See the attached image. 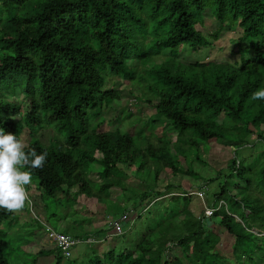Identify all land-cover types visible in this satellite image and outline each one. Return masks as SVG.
Wrapping results in <instances>:
<instances>
[{
	"label": "trees",
	"instance_id": "obj_1",
	"mask_svg": "<svg viewBox=\"0 0 264 264\" xmlns=\"http://www.w3.org/2000/svg\"><path fill=\"white\" fill-rule=\"evenodd\" d=\"M205 13L217 24L213 38L226 29L237 30L230 51L237 61L180 60L183 49L209 45L210 34L201 31ZM113 77L138 86L155 112L150 124L171 127L175 141L162 133L156 146L148 142L136 150L135 140L142 134L122 133L118 126L103 130L104 120L96 119L111 102L121 100L120 92L108 86ZM259 89H264V0H0V128L18 140L26 128L31 138L25 151L48 153L42 169H22L32 172L43 202L56 191L72 198L75 188L74 196L106 203L107 192L119 188L131 198L129 214L139 220L142 203L162 193L148 187L137 194L115 177L120 166L156 183L161 174L192 175L184 165L186 153L193 151L201 162L199 147L212 139L235 153L251 135L254 143L264 145V100L251 98ZM19 95L27 111L15 119L21 112ZM221 116L225 122L216 121ZM45 124H55L66 140L54 136L49 146L43 145L36 136ZM229 164L227 175L218 172L210 180L220 179L214 198L225 204L211 217L196 218L189 209L174 213L171 208L170 217H181L178 223L168 219L167 229L157 222L160 231L151 228L129 250L111 249L102 257L84 252V264H224L211 223L231 237L234 264L254 263V258L264 264V150L257 162L234 157ZM92 165L99 167L94 184L87 179ZM233 185L236 195L230 192ZM166 189L175 190L169 184ZM187 194L170 192L169 201L188 204ZM109 212L118 216L120 211ZM14 216L0 209V225ZM172 224L181 227L174 230ZM62 232L85 237L67 228ZM6 249L0 234V264H9ZM46 252L61 264L57 251L41 250L36 256ZM72 256L68 259L79 257Z\"/></svg>",
	"mask_w": 264,
	"mask_h": 264
},
{
	"label": "rangeland",
	"instance_id": "obj_2",
	"mask_svg": "<svg viewBox=\"0 0 264 264\" xmlns=\"http://www.w3.org/2000/svg\"><path fill=\"white\" fill-rule=\"evenodd\" d=\"M216 25L215 19L205 13L201 31L205 36L210 34L208 40L209 45L194 51L189 48L183 49L179 55L183 63H194L196 61L232 63L233 61H237V58L230 53L231 42L238 35L237 30L230 32L226 29V32L224 31L222 35L213 38L211 35L215 31ZM165 54H167V51ZM110 83L108 86L113 85V87L120 92L121 100L111 102L109 106L103 109L101 116L96 119L104 120L103 130L113 129L118 126L122 133H129L133 136L142 134L138 140H135L134 148L136 150L145 147L148 142L156 146L158 144V138L162 136V133H164L167 138H170L171 141H175L176 133L171 127L163 129L161 123L160 126L150 124L151 118L154 116L155 112L150 105L145 103L143 96H140L138 86L118 77L111 78ZM16 103L21 107L20 116L15 118L18 119L25 115L27 104L23 95H19ZM96 120L92 119L91 123H94ZM160 121L162 120L160 119ZM216 121L225 122L226 117L221 116ZM44 126L47 128H42L37 132L36 136V138L39 137L43 145L49 146L50 143H52L50 139L54 136L55 140H57L56 136H58L60 141L66 140V134L64 132H57L55 124H45ZM19 138L20 141L24 142L27 146L30 139L28 130L24 128ZM254 140L255 135L249 136L247 140L248 144L246 146L244 145L235 153L233 147L225 146L221 142L212 139L208 141L207 145H200L199 147L197 153L201 162L196 159L193 151L186 153L184 165L185 167H191L193 172L192 175L161 174L160 180L156 183L145 180L139 171H136L139 175H135L134 169L120 166L121 174L118 175L114 173L115 177H118L128 187L133 188L137 194L148 191L150 190L149 188L152 187L153 191L161 192L162 196L159 198H154L153 196L152 199L150 198L151 201L149 203H147L149 201L148 199L142 203L140 207L144 210L139 220L136 217L135 222L132 223L128 232L122 235L124 236L123 238H119L120 236L111 237L105 239L101 243L80 244L72 250V253L77 250V252L81 254L87 252L91 255L92 251H94L97 256L102 257V254L109 252L111 249H115L116 252L129 250L131 247H134L151 228H154L155 232L160 231L161 228L156 227L157 222H164L165 224L162 225L163 228L168 229V219H172L174 224L181 221V217L178 215L173 217L169 216L170 213H173L171 212V208L175 209L174 213L181 212L183 209H189L196 218H202V216H204L205 207L216 208L217 206L214 196L219 189V182L221 181L219 179V181L210 182V180L215 178L218 172H220L221 175H227L230 160L234 157L236 159H251V161L257 162L261 152L264 150V145L259 142L254 143ZM98 169L99 167L92 165L88 171L87 179L93 184L99 182L97 174ZM32 180L34 182L31 184L32 186L30 185L29 191L32 206H26L22 211L15 213L14 220L0 225V234L4 235V239L7 241V249L4 257L9 264H55L56 262L53 253L46 252L43 256H36L41 250H44V252L47 251L48 246L44 242L45 235L43 230H40L37 221L31 218L33 215L39 218L41 217L49 226L57 231H62L65 227L74 234L85 235V237L76 238L100 240L103 239V232L108 222L117 217L113 216L109 211L113 209L118 212L120 211L119 213H124L130 210V204H128V202L131 198L127 194L120 192L121 190L119 188H112L107 192L109 198L106 199V203L104 204L101 200L97 201L96 199H88L82 196H75L76 200L72 204L71 200H66L58 191L54 192L52 197L45 199L43 202L38 196V192L34 186L36 180L33 178ZM167 184L172 185L175 190L166 189ZM234 187L236 186L233 185L231 187L230 192L236 195L237 191ZM71 191L74 195L73 190ZM170 192H174L177 195H180V192L188 193V204L186 203L184 205L181 202L175 205L170 203ZM124 195H127V197ZM44 206L46 207L45 209ZM108 206L110 207L109 209ZM140 207H137L134 211H138ZM156 215H161V218ZM130 216L131 218L135 217V215L132 214H130ZM149 219H153L155 222H151ZM69 220L73 221V223H70ZM235 221L238 222L237 219ZM174 224H172V227L175 228L174 230L181 227L180 225ZM209 226L220 239L215 248L220 254L219 258L221 259L223 256L226 259L225 264H234L231 250L229 252V248L232 245L231 237L229 238V236L225 234L222 227L214 225V223H211ZM174 230H172L171 233ZM253 233L259 236L262 235L256 230H253ZM175 252L179 258H183L179 248H176ZM72 253H70V256H72ZM258 254L261 253L259 252ZM88 258H92V256H88ZM84 262H86V259L83 260L80 256L70 260L62 256L61 259V264H84ZM243 264L262 263L256 261L254 258V263H250L246 260Z\"/></svg>",
	"mask_w": 264,
	"mask_h": 264
},
{
	"label": "clouds",
	"instance_id": "obj_3",
	"mask_svg": "<svg viewBox=\"0 0 264 264\" xmlns=\"http://www.w3.org/2000/svg\"><path fill=\"white\" fill-rule=\"evenodd\" d=\"M251 98L253 100H264V89H259L253 92ZM29 138H31L30 135ZM27 146L24 142L18 140L16 135L10 133L6 134L4 130L0 128V209H3L9 213H17L22 211L26 206H32L29 195L30 185L34 182L32 181V172L22 171V169L26 167L33 170L42 169L48 156L46 151L38 154L35 149H29L26 152L25 148ZM34 186L36 189L37 184L35 183ZM72 190L74 193L76 192L75 188ZM31 217L39 223V228L40 230H43L45 235L44 225L49 226L46 221L43 219L41 220L35 215ZM45 241H47L46 235ZM53 249L59 252L54 247Z\"/></svg>",
	"mask_w": 264,
	"mask_h": 264
},
{
	"label": "built area",
	"instance_id": "obj_4",
	"mask_svg": "<svg viewBox=\"0 0 264 264\" xmlns=\"http://www.w3.org/2000/svg\"><path fill=\"white\" fill-rule=\"evenodd\" d=\"M221 205H225L223 201H220L217 208H205L204 209V216L210 217L213 212H215L218 208H220ZM135 215V214H133ZM135 217H132L129 215L128 212H124L120 214L117 218L112 219L108 222L107 226L104 229L103 232V239L100 240H94V239H77L74 238L68 234L55 231L51 227L44 225L45 227V235L48 243L52 245L55 249H57L62 256L69 258L70 253H72V250L77 247L80 244H92V243H101L105 239L108 238H114V237H121L125 233L128 232L130 229V226L133 222H135Z\"/></svg>",
	"mask_w": 264,
	"mask_h": 264
},
{
	"label": "crops",
	"instance_id": "obj_5",
	"mask_svg": "<svg viewBox=\"0 0 264 264\" xmlns=\"http://www.w3.org/2000/svg\"><path fill=\"white\" fill-rule=\"evenodd\" d=\"M80 196H82V197H85L84 195H80ZM78 197V196H77ZM89 199V198H88ZM94 199V198H93ZM215 199V198H214ZM66 200H68V201H72V204L75 202V196L73 195V197L72 198H69V199H66ZM102 202V201H101ZM220 202V201H219ZM219 202L218 203H216L215 202V204H217V206H218V204H219ZM104 204V203H103ZM217 206H216V208H217ZM46 207L44 206V209H45ZM205 208H208V207H205ZM215 209V208H214ZM213 215V214H212ZM211 215V216H212ZM29 216V215H28ZM117 216V215H116ZM115 216V217H116ZM210 216V217H211ZM32 218V217H31ZM41 218V217H40ZM201 218V217H200ZM202 218H206L205 216H202ZM207 218H209V217H207ZM34 220V219H33ZM41 220H42V218H41ZM238 220V219H237ZM34 221H36V220H34ZM239 221V220H238ZM13 222V221H12ZM69 222L71 223H73V221H71V220H69ZM38 223V222H37ZM59 223V222H58ZM39 224V223H38ZM58 228V227H57ZM54 229V228H53ZM56 230V229H55ZM62 230H65V227L62 229ZM79 237H81V236H79ZM230 238V237H229ZM45 243H46V245L48 246V250L47 251H55L54 249H53V247H52V245H50L47 241H44ZM78 249V248H77ZM230 250H231V247L229 248V252H230ZM227 252V251H226ZM73 255H81V253L80 252H77V250L73 253ZM224 257L222 256V258H221V260L223 259ZM225 259V258H224ZM225 262H226V259L224 260V264H225ZM218 264V263H217Z\"/></svg>",
	"mask_w": 264,
	"mask_h": 264
}]
</instances>
